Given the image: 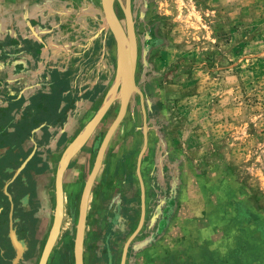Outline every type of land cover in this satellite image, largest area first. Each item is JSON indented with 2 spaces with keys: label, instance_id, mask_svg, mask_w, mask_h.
Segmentation results:
<instances>
[{
  "label": "rangeland",
  "instance_id": "374dc122",
  "mask_svg": "<svg viewBox=\"0 0 264 264\" xmlns=\"http://www.w3.org/2000/svg\"><path fill=\"white\" fill-rule=\"evenodd\" d=\"M99 7L103 16L102 0ZM115 7L126 26L118 0ZM131 8L143 95H132L93 187L88 244L98 248L91 223L123 186L126 161L139 191L144 105L149 131L141 173L148 218L165 191H173L174 204L157 239L138 247L151 234L142 226L125 264H264V0H131ZM114 75L112 68L83 123L100 107ZM119 108L117 100L65 175L67 206L57 248L69 250L71 264L80 198Z\"/></svg>",
  "mask_w": 264,
  "mask_h": 264
},
{
  "label": "crops",
  "instance_id": "0c3cea01",
  "mask_svg": "<svg viewBox=\"0 0 264 264\" xmlns=\"http://www.w3.org/2000/svg\"><path fill=\"white\" fill-rule=\"evenodd\" d=\"M99 6L100 0H0V147L23 140L41 151L53 147V164L84 127L89 106L116 71L115 40Z\"/></svg>",
  "mask_w": 264,
  "mask_h": 264
},
{
  "label": "flooded vegetation",
  "instance_id": "af4514ba",
  "mask_svg": "<svg viewBox=\"0 0 264 264\" xmlns=\"http://www.w3.org/2000/svg\"><path fill=\"white\" fill-rule=\"evenodd\" d=\"M24 142L17 143L19 145L15 148L0 147V264H40L54 221L56 175L54 178L51 170L54 165L49 161L53 147L41 151L37 144L30 147ZM126 163L123 164V186L108 197L106 206L102 209L99 207L101 211L97 212L91 223L94 229L89 228L91 238L97 237L99 243L95 250L87 242L86 231L83 254L85 264H121L123 249L120 250V241L130 229L133 230L139 213L141 217V182L138 177L137 192L135 180ZM70 166L71 163L68 168ZM63 187L66 198L65 180ZM145 193L147 196L146 190ZM173 197V191H165L150 218L146 208L143 226L150 227L151 234L146 240L137 243L138 247L148 246L157 239V234L171 217ZM90 215L88 212L86 229L90 225ZM60 236L48 254L46 264H71L69 250L64 249L63 252L57 248ZM90 251L93 256L89 255Z\"/></svg>",
  "mask_w": 264,
  "mask_h": 264
},
{
  "label": "water",
  "instance_id": "95a60500",
  "mask_svg": "<svg viewBox=\"0 0 264 264\" xmlns=\"http://www.w3.org/2000/svg\"><path fill=\"white\" fill-rule=\"evenodd\" d=\"M122 8L125 12L126 17V26L122 23L116 7V0H102L103 10L106 15V21L108 23L109 28L114 34L117 43L116 49V71L114 80L109 86L105 97L94 114V116L84 125V127L80 130L77 136L69 142L70 144L63 151L61 158L58 162L57 174H56V208L54 213V221L50 231V235L45 246L44 254L42 256L40 264H46L47 259L50 254L57 237L59 236L61 225L64 218V208H65V195H64V187L63 180L64 174L67 170L70 161L72 158L81 150V148L86 144V142L90 139L92 134L95 132L103 118L111 109L112 105L115 101L120 100V108L118 114L116 115L113 122L110 124L103 140L100 142L101 145L98 149L97 156L93 165V168L85 182V186L81 196L80 202V210H79V218L77 222V230L74 244V257L75 264H84V241L87 227V219H88V209L90 203V197L95 185L97 176L101 170L105 153L109 146V142L112 140L115 135L118 127L122 123L125 118L128 105L132 95L135 92H138L141 96L143 95L142 90L138 87L136 82V73L138 66V55H139V47H138V39L137 33L135 32V22L131 16L130 8H131V0H126V4L123 3V0H118ZM132 32L133 39H135V48L132 53L129 52L127 48V36H130ZM137 40V41H136ZM137 42V43H136ZM128 85V86H126ZM126 86V87H125ZM144 110V124H143V135L144 142L141 148V151L138 156V165L137 172L141 182L142 188V214L137 228L128 238L127 242L124 246V251L122 253V261L121 264H125L126 253L129 251V246L131 240L139 233V230L142 228L145 222V214H146V201L145 197V184L143 181L142 173H141V161L148 147V131L149 125L147 122V113L145 112V107L143 105Z\"/></svg>",
  "mask_w": 264,
  "mask_h": 264
},
{
  "label": "bare ground",
  "instance_id": "6f19581e",
  "mask_svg": "<svg viewBox=\"0 0 264 264\" xmlns=\"http://www.w3.org/2000/svg\"><path fill=\"white\" fill-rule=\"evenodd\" d=\"M130 12H131V16H132V18H133V20H134V17H133V12H132V8H130ZM105 13V12H104ZM105 17H106V15H105ZM107 22V21H106ZM135 22V21H134ZM107 25H108V23H107ZM136 30V29H135ZM136 32V31H135ZM137 36V35H136ZM128 38L126 39L127 40V48H128V50H129V52L130 53H132V51H133V49L135 48V43H134V41H135V39H133V35H132V32H131V35L130 36H127ZM137 41V40H136ZM137 43V42H136ZM139 47V46H138ZM137 68H138V66H137ZM115 76V75H114ZM136 82H137V73H136ZM126 86H128V85H126ZM125 86V87H126Z\"/></svg>",
  "mask_w": 264,
  "mask_h": 264
}]
</instances>
